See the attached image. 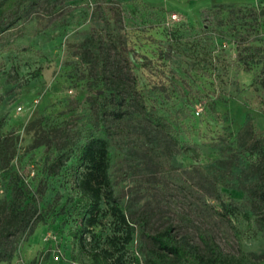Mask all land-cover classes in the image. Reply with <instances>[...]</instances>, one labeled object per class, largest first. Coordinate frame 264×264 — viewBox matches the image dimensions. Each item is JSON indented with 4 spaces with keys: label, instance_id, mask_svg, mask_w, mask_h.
Wrapping results in <instances>:
<instances>
[{
    "label": "rangeland",
    "instance_id": "1",
    "mask_svg": "<svg viewBox=\"0 0 264 264\" xmlns=\"http://www.w3.org/2000/svg\"><path fill=\"white\" fill-rule=\"evenodd\" d=\"M220 5L228 9L207 14V9ZM244 5H264V0H26L19 18L12 17L0 31V136H7L12 146L9 167L0 166V213L14 202L18 186L28 196H37L46 215L0 264L85 260L70 235L74 223L67 210L62 213L71 192L64 171L51 175L59 149L49 144L60 146L68 130L83 129L95 98L105 94L107 86L96 74L94 46L110 53L111 64L120 67L125 78H132L127 67L131 64L144 101L171 124L181 142H196L203 151L195 161L181 154L162 131L142 149L132 144L113 148L116 193L130 204L132 217L144 218L131 252L143 264L149 235L173 226L178 236L200 241V233L208 231L227 252L241 247L255 258L264 257V231L249 228L240 215L231 222L223 218L214 197L217 173L228 184L226 192L247 208L244 200L256 178L251 166L258 160L248 155L246 137L252 131L264 133L259 107L264 92L252 85L254 70L237 66L233 24L224 23L231 15L235 23H243L237 21V9ZM260 32L264 35V27ZM245 124L251 130L239 134ZM160 153L190 185L182 188L163 175L157 164ZM233 224L243 232L242 242ZM96 232L100 244L108 245L115 233L113 218L104 217Z\"/></svg>",
    "mask_w": 264,
    "mask_h": 264
},
{
    "label": "trees",
    "instance_id": "2",
    "mask_svg": "<svg viewBox=\"0 0 264 264\" xmlns=\"http://www.w3.org/2000/svg\"><path fill=\"white\" fill-rule=\"evenodd\" d=\"M25 2L26 0L0 1V31L7 29L12 17L19 18L20 8ZM227 9L226 5L212 6L206 12L215 15ZM237 12V21L243 23H235L232 15L228 17L229 21L224 22L233 24V33H236L229 30L234 35L231 41L236 46V64L244 71L254 70L256 74L252 85L264 92V35L260 32L264 27V5L240 6ZM104 14L107 30L113 39L106 8ZM114 45L120 54L125 53L123 46L116 42ZM94 47L98 50L94 55L96 74L107 86L105 94L95 98L88 124L83 129L68 130L65 136L60 137V146L56 142L49 144L59 149L50 165L51 175L64 171L66 184L71 191L62 206V213L67 210V215L72 219L74 225L70 235L78 247L80 257H85L78 264H141L129 246L134 242L137 226L144 218L139 221L132 217L130 204L123 203L116 193L111 176L113 148L132 144L136 149H142L150 137L162 131L172 138L181 154L190 156L195 161L201 159L203 151L196 142H181L171 124L157 115L144 101L138 88L139 76L131 64L128 63L127 67L131 69L132 78H125L120 67L111 64L110 53L102 50V46ZM194 66L197 72L202 71L199 62ZM259 104L264 113V97ZM251 127L245 124L239 134L251 130ZM11 149L8 137L0 136V166L9 167ZM246 151L248 155L255 154L258 160L257 164L251 166L256 171V178L247 190L244 200L247 208H243V201H238L231 193L226 192L224 188L228 184L217 173L213 175L214 197L219 202V214L223 218L231 222L233 217L240 215L249 228L256 227L264 231V133L256 134L252 131L251 137H246ZM164 155L157 154V164L163 175L182 188L190 185L182 174L173 170L165 161ZM43 211L37 196H28L24 189L15 187L14 202L7 211L0 213V261L10 259L15 244L45 219ZM108 215L115 223V233L107 240L108 245L103 246L96 228ZM231 227L238 241L242 242L243 232L236 224ZM173 229V226H167L149 235L150 244L143 248V264H264V257L255 258L241 247L235 253L225 251L208 231L201 232V240L195 241L188 235L178 236Z\"/></svg>",
    "mask_w": 264,
    "mask_h": 264
},
{
    "label": "built area",
    "instance_id": "3",
    "mask_svg": "<svg viewBox=\"0 0 264 264\" xmlns=\"http://www.w3.org/2000/svg\"><path fill=\"white\" fill-rule=\"evenodd\" d=\"M177 17V15L175 14L174 16H173V18H176Z\"/></svg>",
    "mask_w": 264,
    "mask_h": 264
}]
</instances>
